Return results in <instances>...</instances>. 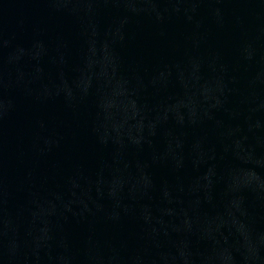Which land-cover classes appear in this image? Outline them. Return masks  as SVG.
Listing matches in <instances>:
<instances>
[{
  "label": "water",
  "instance_id": "1",
  "mask_svg": "<svg viewBox=\"0 0 264 264\" xmlns=\"http://www.w3.org/2000/svg\"><path fill=\"white\" fill-rule=\"evenodd\" d=\"M0 264H264V0H0Z\"/></svg>",
  "mask_w": 264,
  "mask_h": 264
}]
</instances>
